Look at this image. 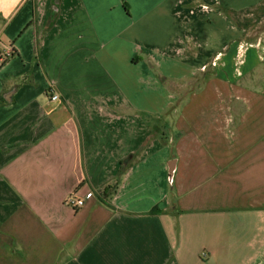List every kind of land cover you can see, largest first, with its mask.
<instances>
[{
	"label": "crops",
	"instance_id": "obj_1",
	"mask_svg": "<svg viewBox=\"0 0 264 264\" xmlns=\"http://www.w3.org/2000/svg\"><path fill=\"white\" fill-rule=\"evenodd\" d=\"M261 4L0 0V264H264Z\"/></svg>",
	"mask_w": 264,
	"mask_h": 264
},
{
	"label": "rangeland",
	"instance_id": "obj_2",
	"mask_svg": "<svg viewBox=\"0 0 264 264\" xmlns=\"http://www.w3.org/2000/svg\"><path fill=\"white\" fill-rule=\"evenodd\" d=\"M56 1V0H55ZM68 2H75L77 0H67ZM55 8V10H58V7H53ZM65 11H67V9H65ZM68 15V14H67ZM70 21V17L68 19ZM243 25H246V28L249 29V32L251 33V35L249 36V39H253L251 40L249 43H247V41L242 40V34L240 35V38L237 39L236 41H233V43H236L237 45V53L235 55V57H232V65H233V73L235 74V76L237 77H241V75H243L244 69H243V65H244V57L247 51V48L249 46V44L251 43H256L259 41L264 40V4H261L260 6L258 5L257 8L253 9L252 11H247L244 15L243 20L241 21ZM71 23V22H70ZM68 24L64 25V30H68ZM70 30V29H69ZM3 42L6 45H9V41L4 40ZM231 47L229 46L228 48H224L222 51V57H220V59L222 61V73L227 75L229 74V68L227 67L226 61H224V57H226V55H228V53L230 52ZM193 52H197V49L191 48V55L193 54ZM7 59V58H6ZM214 68V67H213ZM212 68V69H213ZM159 71V70H158ZM156 69L153 68V73L156 76V80H158V82L162 83V79L161 78V72H158ZM211 73V72H210ZM202 82V79H195L194 81H190L189 83V89H196L198 86V83L200 84ZM184 87H180V83H174V91H171V93L173 94V102L177 101L180 102L183 99V94H180V91L183 90ZM186 88V87H185ZM176 93V94H175ZM179 93V94H178ZM142 97V96H141ZM175 100V101H174ZM175 102V103H177Z\"/></svg>",
	"mask_w": 264,
	"mask_h": 264
},
{
	"label": "built area",
	"instance_id": "obj_3",
	"mask_svg": "<svg viewBox=\"0 0 264 264\" xmlns=\"http://www.w3.org/2000/svg\"><path fill=\"white\" fill-rule=\"evenodd\" d=\"M12 51L13 50H10L7 52L6 54V58H10L12 56ZM51 101L52 102H58L59 101V96L57 94H52L51 95ZM66 204L68 206H71L72 208H75V209H78V208H81L82 206H84V202L83 200L81 199H76L74 198L73 196H70L68 199H67V202Z\"/></svg>",
	"mask_w": 264,
	"mask_h": 264
},
{
	"label": "trees",
	"instance_id": "obj_4",
	"mask_svg": "<svg viewBox=\"0 0 264 264\" xmlns=\"http://www.w3.org/2000/svg\"><path fill=\"white\" fill-rule=\"evenodd\" d=\"M245 13H242V16H240L239 18H235V22L239 25V26H241V27H244V28H246V25H243L242 24V20H243V18H244V15ZM5 64V63H4Z\"/></svg>",
	"mask_w": 264,
	"mask_h": 264
},
{
	"label": "water",
	"instance_id": "obj_5",
	"mask_svg": "<svg viewBox=\"0 0 264 264\" xmlns=\"http://www.w3.org/2000/svg\"><path fill=\"white\" fill-rule=\"evenodd\" d=\"M173 176H174V172L173 171H171V178L173 179Z\"/></svg>",
	"mask_w": 264,
	"mask_h": 264
}]
</instances>
